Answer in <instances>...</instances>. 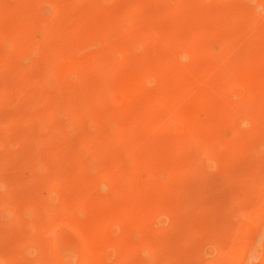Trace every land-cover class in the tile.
<instances>
[{
  "label": "rangeland",
  "instance_id": "obj_1",
  "mask_svg": "<svg viewBox=\"0 0 264 264\" xmlns=\"http://www.w3.org/2000/svg\"><path fill=\"white\" fill-rule=\"evenodd\" d=\"M1 1L6 32L51 31L33 36L22 61L25 44L0 39V55L13 48L0 90L15 59L19 74L0 94V195L48 205L0 206V253L30 234V214L52 221L0 264H264V0ZM81 236L89 257L77 252Z\"/></svg>",
  "mask_w": 264,
  "mask_h": 264
},
{
  "label": "bare ground",
  "instance_id": "obj_2",
  "mask_svg": "<svg viewBox=\"0 0 264 264\" xmlns=\"http://www.w3.org/2000/svg\"><path fill=\"white\" fill-rule=\"evenodd\" d=\"M18 1H21V0H18ZM56 1H57V0H56ZM65 1H66V0H65ZM141 1H142V0H141ZM228 1H229V0H228ZM57 2H58V1H57ZM83 2H84V0H83ZM230 2H231V1H230ZM0 3H2L1 0H0ZM17 3H18V2H17ZM58 3H59V2H58ZM61 3H63V2H61ZM121 3H122V2H121ZM128 3H129V2H128ZM260 3H261V2H260ZM54 4H55V3H54ZM126 4H127V3H126ZM1 5H2V4H1ZM15 5H16V3H15ZM17 5H18V4H17ZM60 5H61V4H60ZM29 6H30V5H29ZM57 6H58V5H57ZM61 6H62V5H61ZM256 6H257V5H256ZM0 7H1V6H0ZM3 7H4V5H3ZM22 7H24V6H22V4H21V8H22ZM63 7H64V6H63ZM176 7H178V6H176ZM17 8H18V7H17ZM29 8H30V7H29ZM54 8H55V7H54ZM25 9H27V8L24 7V10H25ZM57 9H58V8H57ZM145 9H146V8H145ZM149 9H150V8H149ZM17 10H18V9H17ZM117 10H118V9H117ZM129 10H130V9H129ZM143 12H144V11H143ZM165 12H166V11H165ZM176 12H177V11H176ZM25 13H26V11L24 12V14H25ZM27 13H29V12H27ZM124 13H125V12H124ZM22 14H23V13H22V9H21V13H20L19 16H20V19L22 18V19L24 20V21H23L24 24H22V25H25L26 22H27V23H26L27 25L30 24L29 21H28L29 19L25 17L26 14H25V15L23 14L24 16H23ZM119 14H120V13H119ZM121 14H122V13H121ZM169 15H170V14H169ZM169 15H168V16H169ZM21 16H22V17H21ZM26 16H28V15H26ZM2 17H3V16H2ZM23 17H25V18H23ZM28 17H29V16H28ZM124 17H127V18H128V17H130V16H129V14L126 13V14L124 15ZM114 18H115V17H114ZM160 18H161V17H160ZM14 19H15V18H14ZM26 19H27V21L25 22ZM116 20H117V19H116ZM141 20H142V19H141ZM15 21H16L15 23H17V20H16V19H15ZM126 21H127V20H126ZM136 21H137V20H136ZM19 22H21V21H19ZM19 22H18V23H19ZM141 22H142V21H141ZM4 23H5V22H4ZM128 23H129V22H128ZM103 24H104V23H103ZM103 24H102V25H103ZM108 24H109V23H108ZM12 25H13V24H12ZM19 25H20V24H18V26H19ZM27 25H25V27H26ZM106 25H107V23H106ZM109 25H110V24H109ZM142 25H144V24H142ZM81 26H82V25H81ZM111 26H112V25H111ZM136 26L138 27V25H136ZM7 27H8V25H7ZM20 27H22V26H19V28H20ZM30 27H31V25H30ZM30 27H29V28H30ZM104 27H105V26H104ZM109 27H110V26H109ZM5 28H6V27H5ZM19 28H18V29H19ZM27 28H28V27H26V29H27ZM106 28H107V27H106ZM194 28H195V27H194ZM18 29H15V30H13V31H11V32H6L4 29H2V28L0 27V39H7V40H9V42H11L10 45H12L13 43H16L17 41H18V42L22 41V42H23V45L25 44L26 47H25V49H24L22 52H19L18 54H16L17 52H15V54H14V56L17 55V58L20 57V61L29 58V57L32 55V53L34 52V50H36V46L34 45V41H33V36L36 35V33H37V34L40 33V34L44 35L45 33H48L49 30L51 31V29L48 28V26H40L39 28H38V26H36L34 29L31 28L32 30H27V31H26V29H25V31L23 30L24 32H22V31H17ZM48 29H49V30H48ZM102 29H103V28H102ZM114 29H115V28H114ZM132 29H133V28H132ZM239 29H241V28H239ZM20 30H21V29H20ZM34 30H35V31H34ZM47 31H48V32H47ZM105 31H106V29H105ZM49 33H50V32H49ZM103 33H104V32H103ZM114 33H115V32H114ZM105 34H106V32H105ZM108 34H112V33L110 32V30H109V33H108ZM128 34H129V33H128ZM135 34H137V36L139 35V36L141 37V35H140L141 32H140V34H139V33H135ZM142 34H143V33H142ZM196 34H197V33H196ZM227 34H228V33H227ZM106 35H107V34H106ZM50 36H51V34H50ZM133 36H134V35H133ZM137 36H136V37L134 36L135 38L132 37V40H133V39H136V38H137V39L140 38V37H137ZM146 36H147V35H146ZM232 36H233V35H232ZM240 36H241V35H240ZM240 36H239V37H240ZM146 38H147V37H146ZM227 38H228V37H227ZM46 39H47L46 42H48V38H47V37H46ZM143 39H145V38H143ZM143 39H142V41H146V40H143ZM225 40H226V39H225ZM134 41H135V40H134ZM140 41H141V38L137 40V42H140ZM142 41H141V42H142ZM227 41H228V39H227ZM12 42H13V43H12ZM22 42H21V44H22ZM121 42H122V41H121ZM127 42H128V41H127ZM131 42H133V41H131ZM133 43H134V42H133ZM133 43H131L132 46H134ZM224 43H225V42H224ZM121 44H122V43H121ZM129 44H130V43H129ZM129 44H128V45H129ZM10 45H9V46H10ZM14 45H15V44H14ZM14 45H13V46H14ZM140 45H141V44H140ZM221 45H222V44H221ZM13 46H11V48H12ZM45 46H47V45H45ZM45 46H44V47H45ZM138 46H139V45H138ZM146 46H147V45H146ZM15 47H18V46L15 45ZM118 47H119V46H118ZM221 47H222V46H221ZM48 48H49V47H48ZM48 48L46 47V48H44V50L46 51ZM53 48H54V47H53ZM123 48H124V50H122V52L125 51L126 46L123 47ZM133 48H134V47H133ZM19 49H21V48L19 47ZM39 49H40V55H41V53H42V51H41V50H42V49H41V46L39 47ZM102 49H103V48H102ZM120 49H121V48H120ZM11 50H13V48H12ZM11 50H6L5 52H2V55H0L1 58H2V56H3L2 60H0L1 62L3 61V63H8V64H9V62H6V60H7V58L12 54V51H11ZM49 50H51V48L48 49L47 51H49ZM59 50H60V48H59ZM59 50H58V51H59ZM113 50H114V49H113ZM117 50H118V48H117ZM129 50H130V47H129ZM45 51H44V52H45ZM47 51H46V52H47ZM53 51H55V50H53ZM115 51H116V48H115ZM140 51H141V50H140ZM189 51H190V50H189ZM204 51H205V50H204ZM37 52H38V51H37ZM46 52H45L44 54H46ZM51 52H52V51H51ZM117 52H118V51H117ZM130 52H131V51H130ZM185 52H186V51H185ZM113 53H114V52H113ZM126 53H127V52H126ZM126 53L124 52V56H125ZM133 53H134V52H133ZM158 53H159V52H158ZM217 53H218V52H217ZM0 54H1V53H0ZM96 54H100V52H99V53H96ZM104 54H105V53H104ZM135 54H136V53H135ZM18 55H19V56H18ZM106 55H107V54H106ZM106 55H105V56H106ZM141 55H142V54H141ZM14 56H13V58H14ZM38 56H39V55H38ZM43 56H44V55H43ZM96 56H97V55H96ZM98 56H99V55H98ZM98 56H97V58H98ZM128 56H131V55H128ZM52 57H53L52 62H50V64H48L50 67H51V66L54 67V66H55L54 63H56L57 60H58V58H59V57L57 56V52H56V54H53ZM90 57H91V56H90ZM106 57H107V56H106ZM126 57H127V56H126ZM186 57H187V56H186ZM9 58H10V57H9ZM11 58H12V57H11ZM11 58H10V59H11ZM41 58H43L42 55H41ZM102 58H103V57H102ZM190 58H191V57H190ZM4 59H6V60L4 61ZM10 59H8V61H10V63H13V61H11L12 59H11V60H10ZM21 59H22V60H21ZM38 59H40V57H39ZM59 59H60V58H59ZM92 59H93V58H92ZM99 59H100V58H99ZM103 59H104V58H103ZM127 59H128V58H127ZM130 59H131V58H130ZM225 59H226V58H225ZM17 60H18V59H17ZM105 60H106V59H105ZM161 60H162V59H161ZM152 61H153V60H152ZM53 62H54V63H53ZM88 62H89V61H88ZM16 63H17V62H16V59H15L13 64H16ZM100 63H101V60H100ZM160 63H161V62H160ZM261 63H262V62H261ZM1 64H2V63H1ZM13 64H10L11 66L9 65L10 67H8V68H10V69H11V67H12V69H13V70H11L10 75H9V72H10V71L8 72V74H7V75L9 76L8 79H4V81H3V85H2V86H4V87H2V89L0 90V94H2V95H3V93H11V92L14 91V88H11V87H9L8 85H6L7 82H8L9 85L11 86V83H10L9 81H11L12 78L15 79V77H16L17 75L19 76V74L16 72V70H17L18 68H17V69H14ZM105 64H106V63H105ZM105 64H104V65H105ZM110 64H112L111 61H110ZM118 64H119V63H118ZM177 64H178V63H177ZM222 64H223V63H222ZM16 65H17V64H16ZM48 65H47V66H48ZM53 65H54V66H53ZM162 65H163V64H162ZM47 66H46L45 68H48ZM92 66H93V65H92ZM179 66H180V65H179ZM5 67H6V66H5ZM16 67H17V66H16ZM157 67H158V66H157ZM136 68H137V67H136ZM149 68H150V67H149ZM159 68H160V66H159ZM10 69H7V70H10ZM48 69H49V68H48ZM48 69H47V70H48ZM52 69H53V68H52ZM108 69H109V68H108ZM142 69H143V68H142ZM160 69L162 70V68H160ZM164 69H165V68H164ZM240 69H241V68H240ZM4 70H5V68H4ZM103 71H104V70H103ZM141 71H142V70H141ZM153 71H154V70H153ZM219 71H221V70H219ZM238 71H240V70H238ZM23 72H24V71H23ZM146 72H147V71H146ZM162 72H163V71H162ZM167 72L169 73V70H168ZM170 72H171V71H170ZM106 73H107V72H106ZM144 73H145V72H144ZM148 73H150V71H148ZM163 73H164V72H163ZM163 73H162V75H163ZM238 73H240V72H238ZM247 73H248V72H247ZM26 74H28V73H26ZM80 74H81V73H80ZM100 74H101V73H100ZM152 74H153V73H152ZM165 74H167V73H165ZM2 75H3V74H2ZM23 75H24V74H23ZM102 75H104V73H103ZM147 75H148V74H147ZM154 75L157 76L156 74H153L152 77H153ZM4 76H5V74H4ZM143 76H144V74H143ZM171 76H172V75H171ZM22 77H23V76H22ZM207 77H208V76H207ZM0 78H1V77H0ZM5 78H6V76H5ZM30 78H31V77H30ZM134 78H135V77H134ZM157 78H158V76H157ZM163 78H164V77H163ZM2 79H3V77H2ZM28 79H29V78H28ZM98 79H99V78H98ZM159 79H160V78H159ZM198 79H199V78H198ZM103 80H104V79H103ZM135 80H136V79H135ZM165 80H166V79H165ZM132 81H133V80H132ZM0 82H2V81H0ZM194 82H195V81H194ZM5 83H6V84H5ZM132 83H134V82H132ZM94 84H95V83H94ZM96 84H97V83H96ZM126 84H127V83H126ZM136 84H137V83H136ZM138 85H139V84H138ZM95 87H96V86H95ZM131 87H133V86H131ZM35 89H36V91L38 92V90H37L36 87H35ZM130 89H131V88H130ZM145 89H146V88H145ZM167 89H168V88H167ZM200 89H201V88H200ZM15 90H16V89H15ZM125 90H126V89H125ZM131 90H132V89H131ZM179 90H180V89H179ZM28 91H29V90H28ZM69 91H70V90H69ZM128 91H129V90H128ZM166 91H167V90H166ZM169 91H170V90H169ZM18 92H19V91H18ZM26 92H27V91H26ZM57 92H58V91H57ZM90 92H91V91H90ZM124 92H125V91H124ZM131 92H132V91H131ZM143 92H144V91H143ZM29 93H31V92H29ZM55 93H56V92H55ZM168 93H169V92H168ZM35 94H36V93H35ZM158 94H159V93H158ZM160 94H161V92H160ZM189 94H190V93H189ZM42 95H43V94H42ZM56 95H57V94H56ZM89 95H90V94H89ZM165 95H166V94H165ZM205 95H206V94H205ZM207 95H208V94H207ZM57 96H58V98H59V95H57ZM92 96H93V95H92ZM157 96H158V95H157ZM159 96H160V95H159ZM94 97H95V96H94ZM26 98H27V97H26ZM47 98H48V97H47ZM53 98H54V100H55V97H52V99H53ZM58 98L56 97V99H58ZM152 98H153V97H152ZM169 98H170V97H169ZM211 98H212V97H211ZM28 99H29V98H27V100H28ZM36 99H37V98H36ZM40 99H41V98H40ZM52 99H49V100L51 101ZM59 99H60V98H59ZM59 99H58V100H59ZM154 99H155V98H154ZM49 100H48V101H49ZM54 100H52V101L54 102ZM58 100H57V101H58ZM68 100H69V99H68ZM57 101H56V102H57ZM205 101H206V100H205ZM53 102H52V103H53ZM61 102H62V100L60 101V103H61ZM65 102H66V100H65ZM144 102H145V101H144ZM144 102H143V103H144ZM49 103H50L49 105H51V102H49ZM57 103H58V102H57ZM61 104H63V102H62ZM61 104H60V106H61ZM157 104H158V103H157ZM54 105H55V103H54ZM54 105H53V106H54ZM63 105H65V104H63ZM63 105H62L61 107H63ZM66 105H67V104H66ZM68 105H69V104H68ZM68 105H67V107H68ZM29 106H30V105H29ZM58 106H59V103H58ZM60 106H59V107H60ZM54 107H55V106H54ZM54 107L51 106V107H49V109L52 108L51 110H53ZM69 107H71V105H70ZM69 107H68V108H69ZM64 108H65V107H64ZM64 108H63V110H64ZM24 109H26V107H25ZM61 109H62V108H61ZM61 109H60V110H61ZM190 109H191V108H190ZM30 110H31V109H29V111H30ZM60 110H59V112H60ZM90 110H91V109H90ZM22 111H24V110H22ZM29 111H27V114H29V113H28ZM69 111H70V110H69ZM18 112H19V111H18ZM61 112H62V111H61ZM89 112H90V111H89ZM13 113H14V112H13ZM13 113H10V114L13 115ZM19 113H20V112H19ZM19 113L17 114V112H16V115H19ZM51 113H52V112H51ZM51 113H50V114H51ZM54 113H56V112L54 111ZM62 113H64V112H62ZM65 113H67V112H65ZM68 113H70V112H68ZM117 113H118V112H117ZM200 113H202V112H200ZM21 114L24 115V112H21ZM33 114H34V113H33ZM35 114H36V112H35ZM39 114H40V113H39ZM50 114L48 113V115H50ZM104 114H105V113H104ZM114 114H115V113H114ZM114 114H113V115H114ZM123 114H124V113H123ZM206 114H207V113H206ZM16 115H15V116H16ZM102 115H103V114H102ZM107 115H108V113H107ZM110 115H111V114H110ZM110 115H109V116H110ZM28 116H29V115H28ZM36 116H37V114H36ZM43 116H46V115H43ZM90 116H91V115H90ZM100 116H101V115H100ZM109 116H108V117H109ZM115 116H116V114H115ZM19 117H21V116H19ZM33 117H34V116H32V118H33ZM122 117H123V116H122ZM23 118H24V116H23ZM32 118H31V119H32ZM47 118H48V117H47ZM49 118H51V117L49 116ZM92 118H93V117H92ZM102 118H103V116H102ZM115 118H116V117H115ZM111 119H112V116H111ZM116 119H117V118H116ZM123 119H124V118H123ZM45 120H46V119H45ZM104 120H105V119H104ZM106 120H107V119H106ZM117 120H119V119H117ZM155 121H156V120H155ZM155 121H154V123H155ZM110 123H111V121H110ZM127 123H128V122H127ZM150 123H151V122H150ZM45 124H46V123H45ZM53 125H54V124H53ZM127 125H131V124H127ZM127 125H126V126H127ZM149 125H150V124H149ZM135 127H136V126H135ZM4 128H5V127H4ZM139 128H140V127H139ZM6 129H7V128H6ZM136 130H137V129H136ZM151 130H152V129H151ZM14 131H15V130H14ZM148 131H149V130H148ZM22 132H23V131H22ZM25 133H26V132H25ZM25 133H24V134H25ZM138 133H139V132H138ZM145 133H146V132H145ZM40 134H42V133H40ZM42 135H43V134H42ZM48 135H49V134H48ZM121 135H122V134H121ZM17 136H18V135H17ZM47 137H48V136H47ZM51 137H52V136H51ZM42 138H43V136H42ZM52 138H53V137H52ZM11 139H12V138H11ZM46 140H47V139H46ZM51 140H52V139H51ZM98 140H99V139H98ZM110 140H111V139H110ZM2 141H3V140H2ZM96 141H97V140H96ZM143 141H144V140H143ZM159 141H160V140H159ZM13 142H14V141H13ZM156 142H157V141H156ZM38 143H39V142H38ZM108 143H109V142H108ZM90 144H91V143H90ZM155 144H156V143H155ZM158 144H159V143H158ZM37 145H38V144H36V146H37ZM56 145L58 146V144H56ZM115 145H116V144H115ZM117 145H118V144H117ZM214 145H215V144H214ZM54 146H55V145H54ZM99 146H101V145H99ZM113 146H114V145H113ZM221 146H222V145H221ZM40 147H41V146H40ZM104 147H105V146H104ZM15 148H16V147H15ZM31 148L35 149L34 147H31ZM144 149H145V148H144ZM148 149H149V148H148ZM30 150H31V149H30ZM40 150H41V149H40ZM160 150H161V149H160ZM212 150H214V149H212ZM143 151H144V150H143ZM167 152H168V151H167ZM178 153H179V152H178ZM78 154H79V153H78ZM37 155H38V154H37ZM162 155H163V154H162ZM80 156H81V155H80ZM66 157H67V156H66ZM69 157H70V155H69ZM164 157H165V156H164ZM67 158H68V157H67ZM150 158H151V157H150ZM7 159H8V158H7ZM42 160H43V159H42ZM6 161H7V160H6ZM63 161H64V160H63ZM176 161H177V160H176ZM7 163H8V162H7ZM170 164H171V162H170ZM0 165H1V164H0ZM143 165H144V164H143ZM175 165H176V164H175ZM141 166H142V165H141ZM169 166H170V165H169ZM169 166H168V167H169ZM128 167H129V166H128ZM77 168H78V167H77ZM154 168H155V167H154ZM129 169H130V168H129ZM131 169H132V168H131ZM131 169H130V170H131ZM134 170H135V169H134ZM162 170H163V169H162ZM78 171H79V170H78ZM83 171H84V170H83ZM4 172H5V171H4ZM63 172H64V171H63ZM66 172H67V171H66ZM161 172H162V171H161ZM5 173H6V172H5ZM61 173H62V171H61ZM132 173H133V172H132ZM169 173H170V172H169ZM169 173H168V174H169ZM63 174H64V173H63ZM171 174H172V173H171ZM171 174H170V175H171ZM175 174H176V173H175ZM11 175H12V174H11ZM61 176H62V175H61ZM64 176H66V175H64ZM72 176H73V175H72ZM85 176H86V175H85ZM70 178H71V177H70ZM85 178H86V177H85ZM85 178H84V176H83V179H85ZM89 178H90V177H88L87 180H89ZM160 178H161V177H160ZM6 179H7V178H5V177H3V176H2V177L0 176V184H1V183H7L8 181H7ZM14 179H15V178H14ZM135 179H136V178H135ZM15 180L18 181L19 179L16 178ZM85 180H86V179H85ZM103 180H104V179H103ZM81 181H82V180H81ZM81 181H80V182H81ZM105 181H106V178H105ZM133 181H134V179H133ZM19 182H21V179L19 180ZM80 182L77 181V183L81 184ZM83 182H84V184H85V181H84V180L82 181V183H83ZM107 182H108V180H107ZM159 182H160V181H159ZM159 182H158V183H159ZM164 182H165V181H164ZM167 182H169V181H167ZM88 183H89V182H88ZM91 183H93V182H91ZM136 183H137V182H136ZM136 183H135V184H136ZM20 184H21V183H20ZM54 184H55V183H54ZM54 184H53V185H54ZM74 184H75V182H74ZM79 184H77V185H79ZM131 184H132V181H131ZM135 184H134V185H135ZM77 185H76V186H73V187H77L78 189H77V188H76V189L79 190V187H78ZM89 185H90V184H89ZM120 185H121V184H120ZM132 185H133V184H132ZM157 185H158V184H157ZM3 186H5V185H3ZM24 186H25V185H24ZM81 186H82V184H81ZM91 186H94V184H91ZM91 186H89V187H91ZM107 186H108V183H107ZM110 186H111V185H110ZM130 186H131V185H130ZM82 187H83V186H82ZM112 187H113V186H112ZM128 187H129V186H128ZM25 188H26V187H25ZM55 188H56V187H55ZM80 188H81V187H80ZM84 188H86V187L84 186ZM93 188H94V187H93ZM107 188H108V187H107ZM114 188H115V187H114ZM117 188H118V187H117ZM9 189H10V188H9ZM27 189H28V188H27ZM76 189H75V190H76ZM82 189H83V188H82ZM29 190H30V189H29ZM51 190H52V189H51ZM56 190H57V189H56ZM99 190H101V189H99ZM6 191H7V190H6ZM6 191H5V192H6ZM10 191H11V190H10ZM54 191H55V190H54ZM86 191H87V190H86ZM112 191H113V189H112ZM117 191H118V190H117ZM2 192H3V191H2ZM21 192H22V191H21ZM21 192H20V193H21ZM27 192H28V191H27ZM140 192H141V191H140ZM116 193H117V192H116ZM119 193H120V192H119ZM129 193H130V192H129ZM131 193H132V192H131ZM5 194H7V193H5ZM16 194H17V193H16ZM63 194H64V193H63ZM193 194H194V193H193ZM2 195H3V194H2ZM13 195H14V194H13ZM18 195H19V194H18ZM24 195H25V194H24ZM26 195H27V193H26ZM88 195H89V194H88ZM88 195H87V196H88ZM137 195H138V194H137ZM194 195H195V194H194ZM194 195H193V196H194ZM4 196H5V195H4ZM6 196H7V195H6ZM10 196H11V195H9V197H10ZM22 196H23V195H22ZM28 196H30V195H28ZM168 196H169V195H168ZM191 196H192V195H191ZM11 197H12V196H11ZM11 197H10V198H11ZM16 197H17V195H16ZM93 197H94V196H93ZM106 197H109V196L106 195ZM113 197H114V196H113ZM116 197H117V196H116ZM129 197H130V196H129ZM183 197H184V196H183ZM189 197H190V196H189ZM30 198H31V199H30ZM30 198H29V197H24V196H23V197H20V198L17 197V199H13V200H12V198H11V199H9V198L6 199L5 197H3V196L0 195V206H2L4 209L8 208L7 211H8V210H11V211H12L13 208H14V209H15V208H16V209H17V208H21V211H22V212H24V213H32V214H34L35 212H37V209H38V208H47V209H48V205H47V206L44 205V206L42 207L41 204H40L38 201H36L37 203H35V200L32 199L33 197L30 196ZM124 198H125V197H124ZM131 198H132V197H131ZM131 198H130V199H131ZM157 199H158V198H157ZM172 199H173V198H172ZM88 200H89V199H88ZM111 200H113V199H111ZM116 200H117V199H116ZM154 200H155V199H154ZM42 202H43V201H42ZM42 202H41V203H42ZM47 202H48V201H47ZM70 202H71V201H70ZM72 202H74V204H77V200H76V201L74 200V201H72ZM75 202H76V203H75ZM84 202H85V201H84ZM93 202H94V201H93ZM114 202H115V201H114ZM146 202H147V201H146ZM155 202H156V201H155ZM91 203H92V202H91ZM161 203H162V202H161ZM38 204H39L40 206H39ZM78 204H79V203H78ZM146 204H147V203H146ZM162 204H163V203H162ZM42 205H43V204H42ZM52 205H53V204H52ZM82 205H83V204H82ZM84 205H86V204H84ZM126 205H127V204H126ZM128 205H129V204H128ZM131 205H132V204H131ZM50 206H51V205H50ZM80 206H81V205H80ZM88 206H89V205H88ZM95 206H96V205H95ZM115 206H116V205H115ZM115 206H114V207H115ZM51 207H52V206H51ZM82 207H83V206H82ZM131 207H132V206H131ZM167 207H168V205H167ZM178 207H179V206H178ZM10 208H12V209H10ZM78 208L82 209L81 207H79V205H78ZM83 208H84V207H83ZM85 208H86V207H85ZM146 208H147V207H146ZM14 209H13V210H14ZM50 209H51V208H50ZM103 209H104V208H103ZM128 209H129V207H128ZM135 209H136V208H135ZM40 210H41V209H40ZM88 210H89V209H88ZM147 210H148V209H147ZM11 211H9V212H11ZM15 211H16V210H15ZM15 211H14V212H15ZM38 211H39V209H38ZM89 211H90V210H89ZM108 211H109V210H108ZM12 212H13V211H12ZM14 212H13V214L15 215ZM83 212H84V211H83ZM83 212H82V213H83ZM131 212H132V211H131ZM145 212H147V211H145ZM92 213H93V211H92ZM118 213H120V212H118ZM16 214H17V213H16ZM32 214H30L31 217H32V220H31L30 222H29V221L26 222V223H30V225H27L29 228L26 226V223L23 222V223H25L24 225L26 226V230H27V228L30 230V234H29V232H28V230H27V232H28V234H29L30 236H31V232H33L32 235L35 234V235L37 236V234H39L40 237H41V236L43 237L42 234H45V233H46L47 228H48V226L50 225V222H51L52 220H51L49 223H47V220H46L45 216H43V217H44V219L46 220V222L43 221V220H41L43 217H41V219H39V220L37 219L38 216H37V218H34V219H33ZM14 215H13V216H14ZM42 215H44V214H42ZM91 215H92V214H91ZM124 215H125V214H124ZM46 216H47V215H46ZM104 216H105V214H104ZM137 216H138V215H137ZM142 216H143V215H142ZM15 217H16V216H15ZM108 217H109V216H108ZM130 217H131V216H130ZM13 218H14V217H13ZM13 218H12V219H13ZM54 218H55V217H54ZM119 218H120V217H119ZM134 218H135V217H134ZM75 219H76V218H75ZM58 220H59V219H58ZM105 220H106V219H105ZM122 220H123V219H122ZM12 221H13V220H12ZM48 221H49V220H48ZM91 221H93V220H91ZM91 221L88 223V225L90 224L89 226H91V224L93 223V224H94V227H95V226H98V227H99V223H98L99 221L95 220L96 222L94 221V222H92V223H91ZM129 221H130V220H129ZM10 222H11V221H10ZM17 222H18V221H17ZM17 222H16V223H17ZM106 222H107V221H106ZM120 222H121V221H120ZM123 222H124V221H123ZM127 222H128V221H127ZM133 222H134V221H133ZM23 223H22V224H23ZM116 223H117V222H116ZM140 223H142V222H140ZM145 223H146V222H145ZM102 224H103V223H102ZM110 224H111V223H110ZM113 224H114V223H113ZM123 224H124V223H123ZM127 224H128V223H127ZM142 224H143V223H142ZM148 224H149V223H148ZM13 225H14V224L11 225V224L9 223V224L6 225V226H9L8 228L10 229V226H13ZM24 225H23V226H24ZM67 225H68V224H67ZM104 225H105V224H103V226H104ZM121 225H122V224H121ZM6 226H5V227H6ZM23 226L21 225V223H18V224H16V225H14L13 227H15V228H17V229L20 230V229L23 228ZM71 226H72V225H71ZM76 226H77V225H76ZM92 226H93V225H92ZM115 226H116V225H115ZM128 226H129V225H128ZM13 227H11V228H13ZM73 227H74V226H73ZM94 227H93V228H94ZM104 227H105V226H104ZM104 227H102V229H103ZM121 227H122V226H121ZM79 228H80V227H79ZM100 228H101V227H100ZM105 228H106V227H105ZM116 228H117V227H116ZM123 228H124V227H123ZM75 229H76V228H75ZM77 229H78V228H77ZM95 229H96V227H95ZM95 229H94V231H95ZM130 229H131V228H129V230H130ZM124 230H125V229H124ZM129 230H128V231H129ZM9 231H11V230H9ZM126 231H127V230H126ZM19 232H20V231H19ZM27 232H26V234H25V230H24L23 233L20 232L19 241L17 240L18 237H16L17 243L14 242V243H15V244H14V243L12 242V246H11V247H9L7 244L5 245V246H8L9 248L6 247V248H7V249H6L7 251L4 250L3 252H1L2 254L0 253L1 256H2V257L0 256L2 262H3L4 260H6V259L8 260V258L10 259L11 257H12V259H13V257L15 258V256H16L15 254L19 253V251L21 250L22 246H24V245H25V246H26V245L28 246V244H30V240H31V239H30V236H26V235H27ZM122 232H124V231H122ZM13 233H14V232H13ZM16 233H17V232H16ZM92 233H93V232H92ZM40 234H41V235H40ZM100 234H101V233H100ZM13 235H14V234H13ZM46 235H47V233H46ZM65 235H66V234H65ZM81 235H82V234H81ZM88 235H89V234H88ZM98 235H99V234H98ZM36 236H34V237H36ZM39 236H38V237H39ZM44 236H45V235H44ZM72 236H74V235H72ZM83 236H84V235H83ZM117 236H118V235H117ZM124 236H125V235H124ZM85 237H86V236H85ZM98 237H99V236H98ZM75 238H76V237H75ZM93 238H94V237H93ZM96 238H97V236H96ZM110 238H111V237H110ZM35 239H36V238H35ZM86 239H87V238H86ZM10 240H11V237H10ZM13 240L15 241V238H13L12 241H13ZM92 240H93V239H92ZM97 240H98V239H97ZM119 240H121V239H119ZM119 240L117 241V243L119 242ZM159 240H160V239H159ZM167 240H168V239H167ZM36 241H37V243H38V240H36ZM74 241H75V240H74ZM76 241H78V240H76ZM87 241H89V240L87 239V240L85 241L84 237L81 236L80 239H79V241H78V243H75V244H77V246H76V245H75V246H76L77 249H78V251H77L78 253L83 254V253H85V252L88 251V250L85 251V249H86L87 246H90V245H91V244H90L91 242L88 243ZM122 241H123V240H122ZM42 242H44V241H42ZM67 242H69V241H67ZM101 242H102V241H100V244H101ZM108 242H110V241H108ZM114 242H115V241H114ZM47 243H48V242H47ZM13 244H14V245H13ZM38 244H39V243H38ZM38 244L35 245V244L33 243V245H35V247H37ZM41 244L43 245V243H41ZM89 244H90V245H89ZM92 244H93V243H92ZM114 244H115V243H113V245H114ZM155 244H156V243H155ZM31 245H32V244H31ZM71 245H72V244H71ZM117 245H118V244H117ZM117 245H116V246H117ZM0 246H1V245H0ZM39 246H40V244H39ZM2 247H3V246H2ZM35 247L33 246V248H35ZM48 247H49V246H48ZM90 247H91V246H90ZM106 247H107V246H106ZM150 247H151V246H150ZM3 248H4V247H3ZM27 248H28V247H27ZM99 248H100V247H99ZM110 248H111V247H110ZM41 249H43V248H40L39 250H41ZM47 249H48V248H47ZM77 249H76V250H77ZM101 249H102V247H101ZM159 249H160V248H159ZM37 250H38V248H37ZM49 250H50V249H49ZM49 250H46V251H49ZM119 250H120V249H119ZM42 251H43V250H42ZM44 251H45V250H44ZM113 251H114V250H113ZM163 251H164V250H163ZM49 252H50V251H49ZM90 252H91V251H90ZM90 252H89V253L87 252L88 255H86L87 253H85L84 255L89 257V254L92 253V252H91V253H90ZM151 252H152V251H151ZM37 253L41 255V253H39L38 251H37ZM166 253H167V252H166ZM176 253H177V252H176ZM44 254H45V253H44ZM48 254H49V253H48ZM114 254H115V253H114ZM116 254H117V253H116ZM155 254H156V253H155ZM161 254H162V253H161ZM21 255H22V254H21ZM40 255H38V256L40 257ZM46 255H47V254H46ZM51 255H53V254H51ZM151 255H152V254H151ZM21 257H22V256H21ZM27 257H28V256H27ZM53 257H54V256H53ZM53 257H52V258H53ZM55 257H56V256H55ZM55 257H54V259H55ZM156 257H157V256H156ZM40 258H44V257H40ZM40 258H39V259H40ZM49 258H50V256H49ZM49 258H48V259H49ZM75 258H76V257H75ZM80 258H81V260H82V261L80 260L81 262L85 261L84 256H83L84 260H83V258H82V255H80ZM100 258H101V257H100ZM152 258H155V257H152ZM176 258H177V257H176ZM12 259H10V261H11ZM48 259H47V260H48ZM68 259H69V258H68ZM72 259H73V258H72ZM86 259H87V257H86ZM43 260H45V259H41V260H39V261H43ZM51 260H53V259H51ZM51 260H50L49 263H47V264H50V262H52ZM92 260H93V259H92ZM10 261H9V263H10ZM64 261H65V260H64ZM73 261H74V259H73ZM87 261H88V260H87ZM119 261H120V259H119ZM44 262H45V261H44ZM66 262H67V261H66ZM81 262H80V263H81ZM91 262H92V261H91ZM93 262H94V261H93ZM101 263H102V262H101ZM42 264H46V262H45V263H42ZM52 264H57V263H55V261H54V262H52ZM65 264H66V263H65ZM81 264H82V263H81ZM83 264H86V263H83ZM94 264H96V263H94ZM97 264H98V263H97ZM99 264H100V263H99ZM102 264H103V263H102ZM157 264H158V263H157ZM162 264H163V263H162Z\"/></svg>",
  "mask_w": 264,
  "mask_h": 264
}]
</instances>
